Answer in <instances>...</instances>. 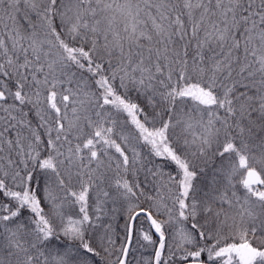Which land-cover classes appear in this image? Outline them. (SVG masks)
<instances>
[{"label": "snow or ice", "instance_id": "6c2138e0", "mask_svg": "<svg viewBox=\"0 0 264 264\" xmlns=\"http://www.w3.org/2000/svg\"><path fill=\"white\" fill-rule=\"evenodd\" d=\"M0 264H264V0H0Z\"/></svg>", "mask_w": 264, "mask_h": 264}]
</instances>
